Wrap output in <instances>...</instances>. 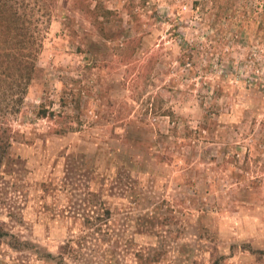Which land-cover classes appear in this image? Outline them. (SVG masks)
I'll list each match as a JSON object with an SVG mask.
<instances>
[{
	"label": "rangeland",
	"instance_id": "374dc122",
	"mask_svg": "<svg viewBox=\"0 0 264 264\" xmlns=\"http://www.w3.org/2000/svg\"><path fill=\"white\" fill-rule=\"evenodd\" d=\"M49 6L0 264H264V0Z\"/></svg>",
	"mask_w": 264,
	"mask_h": 264
},
{
	"label": "trees",
	"instance_id": "16d2710c",
	"mask_svg": "<svg viewBox=\"0 0 264 264\" xmlns=\"http://www.w3.org/2000/svg\"><path fill=\"white\" fill-rule=\"evenodd\" d=\"M49 4L52 0H0V168L15 134L6 120L19 113L37 71L42 45L41 25L46 23ZM36 116L59 118L62 115L40 105ZM67 129L70 127L55 131L61 134Z\"/></svg>",
	"mask_w": 264,
	"mask_h": 264
}]
</instances>
